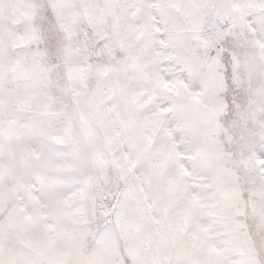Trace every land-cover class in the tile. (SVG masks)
I'll return each instance as SVG.
<instances>
[{
    "label": "snow or ice",
    "instance_id": "6c2138e0",
    "mask_svg": "<svg viewBox=\"0 0 264 264\" xmlns=\"http://www.w3.org/2000/svg\"><path fill=\"white\" fill-rule=\"evenodd\" d=\"M0 264H264V0H0Z\"/></svg>",
    "mask_w": 264,
    "mask_h": 264
}]
</instances>
